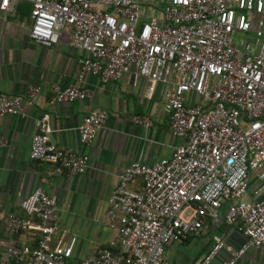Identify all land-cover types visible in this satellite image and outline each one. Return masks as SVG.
<instances>
[{
  "label": "built area",
  "instance_id": "1",
  "mask_svg": "<svg viewBox=\"0 0 264 264\" xmlns=\"http://www.w3.org/2000/svg\"><path fill=\"white\" fill-rule=\"evenodd\" d=\"M18 1L0 0V11H12ZM24 1L31 5L33 40L55 44L68 26L74 46L87 52L78 83L58 90L57 100L87 98L86 73L107 82L135 67L150 92L167 87L171 130L182 140L171 157L132 162L120 173L108 196L112 246L76 264H162L166 246L205 233L224 205L226 221L247 239L237 250L218 240L203 264L222 248L231 255L223 264H235L250 247L264 251V0ZM40 93L30 85L25 95L34 100ZM22 103L23 97L0 92V116L19 114ZM106 117V110L92 108L78 128L81 142H92ZM136 122L152 125L146 116ZM48 132L43 116L30 157L54 164L57 173L83 174L88 156L58 147ZM21 208L27 216L8 214V229L33 228L40 237L33 249L12 240L9 260L0 264H70L77 237L53 242L56 200L37 187Z\"/></svg>",
  "mask_w": 264,
  "mask_h": 264
},
{
  "label": "crops",
  "instance_id": "2",
  "mask_svg": "<svg viewBox=\"0 0 264 264\" xmlns=\"http://www.w3.org/2000/svg\"><path fill=\"white\" fill-rule=\"evenodd\" d=\"M31 5L19 0L10 12L0 11V92L23 97L19 114L0 116V259L9 260L12 240L32 248L40 235L36 229L12 233L8 214L27 216L21 202L40 187L57 202L59 230L55 244L75 235L70 264L112 246L115 233L110 229L108 196L118 183L120 173L132 162L152 164L169 158L182 141L171 130V117L165 105V85L149 91L148 80L135 67L119 80L102 81L86 73L81 86L89 96L74 101L57 100V91L77 84L80 59L87 52L73 44L66 26L55 44L38 42L29 36ZM30 85L41 93L26 98ZM92 108L106 110L107 117L92 142H81L78 128ZM47 117L48 136L60 148L85 154L88 169L80 175L54 171L55 165L30 157L31 138L41 119ZM146 116L152 125L145 127L136 118ZM138 188V186H136ZM226 206L217 210L202 234L190 233L165 247L162 264H203L213 245L222 240L233 250L246 236L225 218ZM231 257L220 249L208 264H223ZM14 264H23L11 261ZM235 264H264V251L248 248Z\"/></svg>",
  "mask_w": 264,
  "mask_h": 264
},
{
  "label": "rangeland",
  "instance_id": "3",
  "mask_svg": "<svg viewBox=\"0 0 264 264\" xmlns=\"http://www.w3.org/2000/svg\"><path fill=\"white\" fill-rule=\"evenodd\" d=\"M140 1H144V2H148V1H155V0H140ZM167 0H163V3L165 4V2H166ZM240 40H241V36L239 35V34H236V37H235V41H236V43H239L240 42Z\"/></svg>",
  "mask_w": 264,
  "mask_h": 264
},
{
  "label": "trees",
  "instance_id": "4",
  "mask_svg": "<svg viewBox=\"0 0 264 264\" xmlns=\"http://www.w3.org/2000/svg\"><path fill=\"white\" fill-rule=\"evenodd\" d=\"M39 234H40V233H39ZM39 237H40V235L37 237L36 242H35V246H33L32 249L36 247V245H37V240H38Z\"/></svg>",
  "mask_w": 264,
  "mask_h": 264
}]
</instances>
